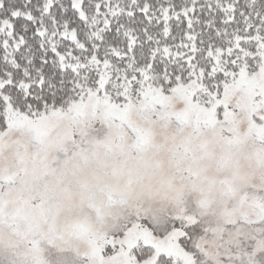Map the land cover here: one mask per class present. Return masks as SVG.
Here are the masks:
<instances>
[{"label": "snow or ice", "instance_id": "obj_1", "mask_svg": "<svg viewBox=\"0 0 264 264\" xmlns=\"http://www.w3.org/2000/svg\"><path fill=\"white\" fill-rule=\"evenodd\" d=\"M133 110L176 123L169 161L200 199L161 181L168 207L129 210L134 186L162 167ZM242 161L264 170V0H0V250L11 264L42 243L70 253L66 264H264V184L247 183ZM213 162L230 174L209 176ZM82 166L94 183L79 180ZM84 207L106 227H57ZM73 239L86 240L83 257Z\"/></svg>", "mask_w": 264, "mask_h": 264}, {"label": "clouds", "instance_id": "obj_2", "mask_svg": "<svg viewBox=\"0 0 264 264\" xmlns=\"http://www.w3.org/2000/svg\"><path fill=\"white\" fill-rule=\"evenodd\" d=\"M233 103L236 102L234 98ZM182 106L181 102L177 98H172L169 102V110L175 111ZM130 118L139 126L145 127L149 129L152 133L153 143L159 146L157 149H153L148 153V157L150 159H155L162 163V167L159 171L151 177L150 181L146 182L145 186L135 185L134 192L132 193V201L129 203V210H132L136 205V201L139 200L146 207L150 208H162L168 207L170 205V193H165L161 191L160 182L161 181H175L174 189L176 191H180L184 194L186 198H190L193 202L200 199L199 191H192L189 184L187 182H181L178 178V169L177 166L169 161V152L168 148L170 146V139L173 136H176L179 139L180 134L177 131L176 123L172 120L161 121L157 118L149 114H144L143 118L137 114L135 110L130 113ZM68 128L67 121H60L58 125L55 127V131L53 135L55 136L57 133ZM184 135L188 134V130H185ZM165 137L169 138V141L166 142ZM209 140H212V137H209ZM131 141H129L130 143ZM211 147L215 153L216 157H219L223 154L222 148L216 144L212 143ZM31 150V148H29ZM7 162L11 160V153L6 154ZM186 166V165H185ZM242 174L246 176L247 183L250 184H264V170L257 169L254 163H249L246 161L241 162L240 168ZM207 174L212 177L219 178L224 175H229L228 170L218 171L214 166V162L211 166L208 167ZM92 176V166H82L78 170V178L81 182L94 183L91 179ZM106 182L117 186L124 183V180H116L111 178H105ZM94 199L97 203H101L104 200V194L101 191H94L93 193ZM165 196H168L169 199H165ZM73 200L79 203L81 197L80 194L74 193ZM215 203L214 207L217 210L216 215H212L208 218L207 222L211 224H216L219 219H221V214L223 212V205L220 202L219 197L214 198ZM238 212H245L249 215L252 214V209L244 206L237 210ZM88 219L91 227L95 229H100L102 227H106L104 225L96 223L95 213L92 212L91 209L84 207L82 210L75 211L69 217H61L57 222V227L63 229L65 221L68 222H78ZM71 243L74 245L76 249H78L79 254L83 257L88 252V244L84 239H73ZM201 243L209 244V252L215 251V243L214 238H209L207 241H202ZM71 255L67 252H59L58 250L50 248L46 243H42L40 246V251L38 252H30L26 256L25 264H56L57 256H68Z\"/></svg>", "mask_w": 264, "mask_h": 264}, {"label": "rangeland", "instance_id": "obj_3", "mask_svg": "<svg viewBox=\"0 0 264 264\" xmlns=\"http://www.w3.org/2000/svg\"><path fill=\"white\" fill-rule=\"evenodd\" d=\"M97 127H99L97 125ZM96 135H102V132L95 133ZM56 264H66L67 258L65 256H57ZM0 264H11L10 258L8 257L7 253L3 250H0Z\"/></svg>", "mask_w": 264, "mask_h": 264}]
</instances>
